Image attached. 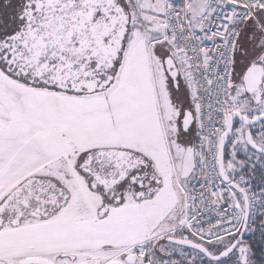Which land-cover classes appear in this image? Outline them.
<instances>
[{"label":"snow or ice","instance_id":"6c2138e0","mask_svg":"<svg viewBox=\"0 0 264 264\" xmlns=\"http://www.w3.org/2000/svg\"><path fill=\"white\" fill-rule=\"evenodd\" d=\"M0 264H264V0H0Z\"/></svg>","mask_w":264,"mask_h":264}]
</instances>
